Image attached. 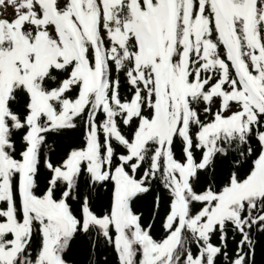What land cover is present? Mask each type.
<instances>
[{
    "label": "snow or ice",
    "instance_id": "1",
    "mask_svg": "<svg viewBox=\"0 0 264 264\" xmlns=\"http://www.w3.org/2000/svg\"><path fill=\"white\" fill-rule=\"evenodd\" d=\"M0 264H264V0H0Z\"/></svg>",
    "mask_w": 264,
    "mask_h": 264
},
{
    "label": "trees",
    "instance_id": "2",
    "mask_svg": "<svg viewBox=\"0 0 264 264\" xmlns=\"http://www.w3.org/2000/svg\"><path fill=\"white\" fill-rule=\"evenodd\" d=\"M8 14L10 15L11 14V10L9 9V11H8Z\"/></svg>",
    "mask_w": 264,
    "mask_h": 264
}]
</instances>
